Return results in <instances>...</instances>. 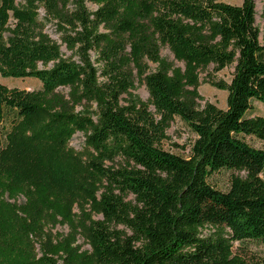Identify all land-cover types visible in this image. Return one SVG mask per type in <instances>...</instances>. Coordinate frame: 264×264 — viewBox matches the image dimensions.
<instances>
[{
  "label": "trees",
  "instance_id": "1",
  "mask_svg": "<svg viewBox=\"0 0 264 264\" xmlns=\"http://www.w3.org/2000/svg\"><path fill=\"white\" fill-rule=\"evenodd\" d=\"M260 21L255 0H0V78L41 84H0V264H264L244 246L264 243V117L247 116L264 105V6ZM231 66L207 81L222 110L199 75ZM176 120L186 158L161 148Z\"/></svg>",
  "mask_w": 264,
  "mask_h": 264
},
{
  "label": "rangeland",
  "instance_id": "2",
  "mask_svg": "<svg viewBox=\"0 0 264 264\" xmlns=\"http://www.w3.org/2000/svg\"><path fill=\"white\" fill-rule=\"evenodd\" d=\"M17 3L19 0H15ZM218 2L230 4V5H237L240 6L243 2V0H217ZM264 6V0H255V12H256V23L261 24L260 21V14L262 11V8ZM87 7L90 11L95 10V6L87 3ZM40 18H43V13L40 12ZM46 33L50 36V38L54 41H58V35L55 33L54 27L51 24L47 25ZM63 53L66 54V56H69L70 53H67L64 47L62 48ZM160 56L161 58L173 62L177 67H183L181 63H177L174 61V58L172 54L166 49L162 48L160 50ZM149 67V72H152L155 69V65L151 63H147ZM234 72V66L225 68L224 70L214 73L211 68L208 69L207 72H202L199 75V82L200 87L198 89L199 94L203 97L205 101H208L212 104H214L217 108L225 110L227 106V93L226 91H221L213 86L207 81H224L226 83H229L232 75ZM0 84L6 86L7 88H17L20 90H24L27 92H40L41 90V84L34 79H25V80H19V79H11V78H0ZM68 89L60 88L58 91H56L55 96L56 98H64V100H67L68 97ZM133 94L141 99L142 101H147L148 94L147 91L141 83L136 84V90L133 91ZM203 104V103H202ZM77 110H80L78 108ZM248 117H254V116H263L264 117V105L252 101L251 102V108L249 112L247 113ZM167 139L162 143L161 148L164 151H167L169 153H172L174 155H178L181 157H188L190 147L194 141V135L187 129V127L180 122L179 120H176L170 127V129L166 133ZM247 141L253 145L254 147H258L259 143L254 141L253 139L247 138ZM84 142V137L82 134H76L70 145L72 148H74L77 151H80L82 145ZM229 175L227 173H222L219 175H216L212 180V185L221 190V191H227L228 190V184H229ZM131 199V198H129ZM22 202V200L19 201V203ZM53 233L60 234L63 236H66L68 234V229L66 226H56L54 228ZM81 241H78V244H80ZM238 244H235V247H237ZM246 248L249 251V254L254 256L256 260L263 261L264 260V243L263 242H250L247 243ZM88 249V246L84 245L83 250Z\"/></svg>",
  "mask_w": 264,
  "mask_h": 264
}]
</instances>
